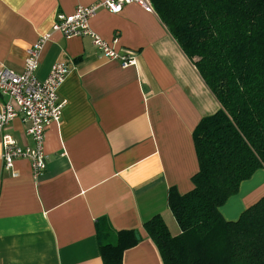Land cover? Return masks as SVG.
Segmentation results:
<instances>
[{"label": "crops", "instance_id": "1", "mask_svg": "<svg viewBox=\"0 0 264 264\" xmlns=\"http://www.w3.org/2000/svg\"><path fill=\"white\" fill-rule=\"evenodd\" d=\"M98 0H0V70L22 74L28 51L50 34L36 76L44 81L58 63L70 73L58 94L61 121L45 137L47 169L35 180L30 162L4 170L0 135V264H103L100 246L121 231L139 243L123 264H164L144 223L175 220L169 194L193 189L199 170L193 133L220 105L157 13L132 4L119 14L99 10L92 31L130 54L123 69L89 37L52 32L58 14ZM7 98L0 94L1 104ZM20 118L8 127L21 145H32ZM264 197V168L243 182L220 209L237 221Z\"/></svg>", "mask_w": 264, "mask_h": 264}, {"label": "trees", "instance_id": "2", "mask_svg": "<svg viewBox=\"0 0 264 264\" xmlns=\"http://www.w3.org/2000/svg\"><path fill=\"white\" fill-rule=\"evenodd\" d=\"M220 109L193 133V189L169 194L173 232L156 216L144 229L164 264H264V197L237 221L220 209L264 168V0H151ZM139 243L121 231L100 246L103 264H123Z\"/></svg>", "mask_w": 264, "mask_h": 264}, {"label": "built area", "instance_id": "3", "mask_svg": "<svg viewBox=\"0 0 264 264\" xmlns=\"http://www.w3.org/2000/svg\"><path fill=\"white\" fill-rule=\"evenodd\" d=\"M132 4L148 12L154 10L151 0H98L92 5L78 7L71 15L58 14L52 32L61 33L67 40L89 37L103 56L119 61L120 66L126 69L135 64V58L117 50L118 36L108 42L95 34L90 27V20L101 9L119 14L126 6ZM49 37L50 34H47L28 51L29 56L22 74L0 70V94L7 98V101L1 104L0 111L3 167L5 171L16 175L15 162L20 159L28 160L35 180L41 178L47 169V155L44 149L46 131L52 123L61 121L66 103L60 100L58 91L70 73L67 64L58 63L52 67L46 80L37 78L40 51ZM17 118L28 126L27 136L32 141L31 146L21 145L8 132V127Z\"/></svg>", "mask_w": 264, "mask_h": 264}, {"label": "rangeland", "instance_id": "4", "mask_svg": "<svg viewBox=\"0 0 264 264\" xmlns=\"http://www.w3.org/2000/svg\"><path fill=\"white\" fill-rule=\"evenodd\" d=\"M165 218H166V220L169 222V227L171 228V230H172L173 232H176L177 229L175 230V226L173 225L174 223L170 224V223H171V220L169 219V217L167 216V214H166Z\"/></svg>", "mask_w": 264, "mask_h": 264}, {"label": "water", "instance_id": "5", "mask_svg": "<svg viewBox=\"0 0 264 264\" xmlns=\"http://www.w3.org/2000/svg\"><path fill=\"white\" fill-rule=\"evenodd\" d=\"M137 239L140 240V236L139 235H137Z\"/></svg>", "mask_w": 264, "mask_h": 264}]
</instances>
